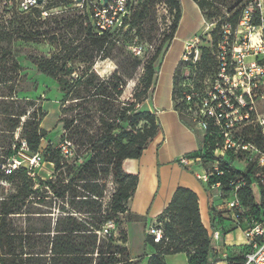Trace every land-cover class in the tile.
Segmentation results:
<instances>
[{
	"label": "trees",
	"instance_id": "1",
	"mask_svg": "<svg viewBox=\"0 0 264 264\" xmlns=\"http://www.w3.org/2000/svg\"><path fill=\"white\" fill-rule=\"evenodd\" d=\"M193 1L202 11L203 0ZM161 5L166 6L173 20L169 32L164 34L159 45L148 46L149 49L153 46L154 52H152L147 65L146 93L153 87L159 65L175 38L183 16L181 0H143L133 12L128 29L123 32L100 33L91 9L84 6L85 12L81 20H83L82 25H85L82 32L85 34V38L81 45L74 48L63 47L50 58H34V63L42 74L59 83L64 94V103L70 101L96 102L98 99L116 100L123 96L125 79L114 75L111 79L102 80L94 70L95 60L98 57L106 59L109 49L116 45L129 49L135 45L142 46L138 40L140 25L149 17L152 9ZM42 6L43 4L39 7ZM39 7L33 8L30 13H37L40 16L42 12L37 10ZM241 11L242 8L234 14L228 23L236 26ZM230 13H234V10L231 9ZM34 17L18 18V22L22 26L32 27L35 25ZM213 17L215 16L212 15L211 18L213 19ZM30 31L35 34L28 36L30 40H35L37 36L41 35L47 36V34H37L32 28ZM4 41L5 37L0 31V43ZM125 41L130 44L127 46ZM216 41L217 39L214 44ZM213 47L215 48V45ZM10 54L11 51L8 48L3 46L0 48V85H7L10 82L6 79V75L9 73L17 75L21 71L18 61ZM204 59L207 62H212L210 67L214 69V77L218 68L216 56L203 49L198 63L201 64ZM157 60L160 62L154 68ZM75 63L82 65L83 68L77 78H72L71 75L75 72L71 65ZM132 65L133 71H137L141 66V59L134 57ZM179 71L178 69L174 78L173 101L181 121L193 131L186 117L196 122L193 116L195 109L184 99L186 88L182 86L181 81H184V78L179 77ZM197 87L204 90L201 84H198ZM139 107L140 104L121 109L117 116L118 125L110 122L106 117L110 114L109 111L102 112L103 115L99 117V121L102 124L103 133L99 137L91 138L85 132L79 133L82 136L79 145L87 149L90 158L86 163L74 168L72 182L56 197L65 201L70 191L72 195L69 206L76 211L75 213L85 216L79 218L73 213L67 212H64L65 215L58 216L56 220H52L48 216H40L37 217L39 221L29 219V221L31 220L29 227L25 229L19 224L25 214H48L39 212L41 210L34 206H31L28 213L23 212L25 201L31 199L32 202L36 199L34 190L36 178L31 177L29 168L22 164L27 158L30 159L34 155L40 154L42 141L47 136V132L41 127L46 114L42 107H36L34 102L18 99L16 93L8 96L0 95V169L12 159L21 162V166L13 171L8 170L10 172L4 176L6 183L11 186L12 192L0 198V264H139L144 259L131 260L127 248L116 245L111 230L107 228L110 222L118 223L119 215L128 213L127 204L139 184L138 175L125 171V163L128 160L141 159L149 145L160 133L155 114L147 110L139 112ZM100 111L96 110L94 117L101 113ZM142 122L145 123L143 128L137 129V126ZM66 128L68 129V126ZM212 131L214 130L210 127L208 134L202 138L200 149L188 156L200 158L204 167L212 162H217L223 175L215 174L209 185L221 184L219 203L223 205L222 201L236 193L245 209L253 214L258 196V193L250 188L256 179L255 165L249 164L244 170H240L235 166L234 161H244L241 155L227 152L224 156H218L216 150L220 141L216 134H211ZM17 134L18 140L15 139ZM242 134L247 141L264 150V139L258 127H246L242 130ZM23 142H25L26 148L23 147ZM4 172L1 175H4ZM101 175H111L117 185L108 213L103 208L104 191L93 189L95 185H98L97 182ZM73 183L82 185L76 186L81 187L84 191L81 200H78L80 196L75 194L76 187L73 186ZM241 183L245 186L242 185L236 189ZM40 185L44 188L47 187L50 191H55L52 182H40ZM260 193L263 197L262 187ZM35 204L46 206V202H35ZM33 210L38 212H33ZM209 214L213 224L212 228L215 231L218 230L215 224L223 225L224 222H230L229 211L220 209L216 204L210 207ZM157 221L163 230L164 237L158 244L154 242L152 236L147 235L145 238V247H149L153 251L149 256L148 264H167L165 260L167 256L178 254H185L188 264L219 263L218 255L213 247L212 234L203 223L199 197L195 192L188 188L178 187ZM128 222L144 223L145 218L132 214L129 215ZM105 230L108 231L107 234L104 233ZM123 243L126 244V242ZM242 249L245 255L244 246ZM236 264H245V257L238 260Z\"/></svg>",
	"mask_w": 264,
	"mask_h": 264
},
{
	"label": "rangeland",
	"instance_id": "2",
	"mask_svg": "<svg viewBox=\"0 0 264 264\" xmlns=\"http://www.w3.org/2000/svg\"><path fill=\"white\" fill-rule=\"evenodd\" d=\"M21 1L22 0H0V31L5 37V41L0 43V48L2 46L8 48L11 51L10 56H13L21 67V71H19L17 75L14 73L6 75V79L10 80V82H8L7 85H0V95L5 94L8 96L12 93H16L18 99L34 102L36 107L41 106L46 114L41 127L47 132V136L42 141L40 149L42 162L36 169V180L34 181L36 199L32 202L31 199L26 200L23 212L28 213L31 206H34V208H39L41 210L39 212H47L48 214H25L21 221H19V224L27 229L31 222L29 219L39 221L37 217L40 216H48L51 217L52 220H56L58 216L63 214L65 215L66 213L64 212L73 213L74 216L79 218L85 216L75 213L76 211L69 206L72 195L70 191L65 201L56 197L59 193L67 189L68 184L72 182L74 168L86 163L90 158L87 149L79 145L82 139L79 133L85 132V134H89L91 138L99 137L103 133V127L99 121V117L103 115L102 112L109 111L110 114L106 117H108L110 122L118 125L117 116L121 112V109H127L131 105L137 106L140 104L138 111L144 112L146 110V101L149 99L152 91L151 89L153 88L152 87L145 93L148 78L147 65L153 54L148 46L159 45L164 34L169 32L173 19L165 6H158L152 9L149 17L141 23L138 40L144 47V56L140 58L141 66L137 71L134 72L132 68V60L135 57L134 54L129 48H123L120 45H116L109 49L106 59H101L100 57L96 58L94 70L102 80L111 79L114 75L118 78L125 79L126 85L122 97L112 101L109 99L107 101L98 99L96 102L90 101L83 103L79 101H70L64 103V94L62 93L59 83L55 79L42 74L38 70L33 59L40 57L50 58L63 47L74 48L80 46L85 38V34H82L85 25H82L83 20H81L85 10L73 0H54L43 3V6L37 9L39 12H42L39 16V14L33 12L22 13L20 9ZM245 2L246 0H203L202 4H204V8L201 13L206 22L217 20L221 24L226 25L234 14L243 8ZM231 9L234 10V13H230ZM212 15L215 16L213 19L211 18ZM28 16L34 17L35 25L32 27H29V25H20L18 18H27ZM198 20L202 25L203 21L200 17ZM202 26V32H204L207 25L203 24ZM30 28L35 30L37 34H47V36L41 35L37 36L35 40H30L28 36L30 34L35 35L31 33ZM216 39L217 36H213V42ZM125 43L127 46L130 44V42L128 43L126 41ZM199 46L201 48V53L204 49L216 56V50L208 34L202 38ZM159 60L154 64V68L159 64ZM211 63L204 59L201 64L197 63L187 68V73L190 74L194 86L201 84L203 88L210 87L214 73V69L210 67ZM71 66L75 72L71 77L77 78V75L81 74L83 67L78 63L72 64ZM179 77L183 79L182 70L179 71ZM181 82L182 86L187 84V82L183 80ZM141 98L146 100H139ZM261 108V110L264 111V104L261 105ZM96 110H101V113H98L96 117H94ZM186 118L189 120L190 126L195 134L198 137H202V131L198 127V124L188 117ZM144 124L143 122L140 123L137 129L143 128ZM66 126H68V129ZM127 128L129 129V127ZM15 139H19L18 134ZM65 143L71 146V153L68 155L64 154L61 148L62 144ZM151 161V154L147 153L145 168L147 167L148 171L151 169ZM234 163L240 170H243L246 166L245 161L235 160ZM22 164L29 168L28 161L22 162ZM13 169L14 166L11 164L10 160L0 169V198L12 192V188L6 183L4 176L8 175L10 172L8 170L13 171ZM180 170L181 172H185L181 174L183 176L185 175V177L187 176L186 174H189L182 167H180ZM3 172L4 175H1ZM163 178L166 180V173ZM99 179L100 180L97 182L98 185H95L93 189L104 191V197L102 198L103 208L104 211L108 213L110 202L117 189V185L111 175H101ZM40 182H52L55 191H50L47 187L44 188V186L40 185ZM79 184L81 183H73V186H82ZM142 184V194L141 192L135 193L127 204L128 213L119 215L118 223H109L114 224V228L111 229V234L114 237L115 244L126 247L129 254L128 256L133 261L144 258L146 255L147 251L143 250V243L147 237V229L158 223V221H152L149 224L145 222H128L129 215L135 214L131 211L132 201H135L134 203L138 213L148 211L149 204L153 199V193L157 190L159 185V176L155 168L153 178L148 180L147 178L143 179ZM151 189H153V193ZM208 192H205L207 197ZM75 194L80 196L78 200H81L83 198L82 196H84V191L81 187H76ZM215 200L216 206H219L220 209H225V206H222L218 199ZM35 202H46V206L35 204ZM137 204L140 205L137 206ZM33 212L38 211L33 210ZM209 223L210 231L215 232L212 228L213 224L210 217ZM215 227L218 229L216 231L220 232L221 239L224 232L227 231L228 233H225V235L228 236L231 234L232 237H230L229 240H232L234 244L242 243V240L244 242L242 232L240 230H233L228 221L224 222L223 225L215 224ZM123 242H126V244ZM220 244L221 240L218 242L213 240V247L217 248ZM150 250L152 249L150 248ZM220 252H225L227 254L225 256L222 255V257H224L223 261H227V264H235V262L244 257L242 244L230 247L222 245ZM181 264H188L185 257L181 259Z\"/></svg>",
	"mask_w": 264,
	"mask_h": 264
},
{
	"label": "built area",
	"instance_id": "3",
	"mask_svg": "<svg viewBox=\"0 0 264 264\" xmlns=\"http://www.w3.org/2000/svg\"><path fill=\"white\" fill-rule=\"evenodd\" d=\"M40 1L43 4L54 0H22L20 9L28 13L39 7ZM73 1L81 8H90L99 32L105 33L126 31L133 12L143 0H109L106 5L103 0ZM204 25H207L204 32L186 44L179 63L178 69L183 71L184 81L187 82L184 85V99L195 109L194 120L203 137L208 134L210 127L213 128L211 134H216L220 141L216 150L218 156L231 152L243 157L245 168L249 164L255 165L256 179L250 185V188L258 193L255 212L250 214L236 193L222 201V206L230 213L229 223L232 229L242 232L245 264H264V150L247 141L242 134L244 128L254 126L261 130L264 139V111L261 110V105L264 104V0H246L236 26L230 23L221 24L217 20L204 21ZM207 34L216 48L218 68L210 87L201 90L193 85L187 68L200 61L202 53L199 44ZM213 36H217L215 44ZM130 49L135 57L144 56L142 46L135 45ZM150 51L154 52L153 46ZM23 147L26 148L25 142ZM70 147L68 143L62 144L64 154L70 153ZM26 161L29 162L31 177L36 178V169L42 162L41 154L27 158ZM10 162L14 169L21 166V162L15 159ZM193 163L203 167V174L197 176L198 180L207 187L214 201L220 200L221 184L209 185L215 174L223 175L218 163L212 162L204 167L200 158H190L188 155L179 160V165L187 169H190ZM242 185L245 186L241 183L236 189ZM261 187L263 197L260 193ZM107 228L113 229L114 224H108ZM104 233L107 234L108 231L105 230ZM147 235L152 236L157 244L164 237L158 224L148 227ZM212 238L220 241V232H213Z\"/></svg>",
	"mask_w": 264,
	"mask_h": 264
},
{
	"label": "crops",
	"instance_id": "4",
	"mask_svg": "<svg viewBox=\"0 0 264 264\" xmlns=\"http://www.w3.org/2000/svg\"><path fill=\"white\" fill-rule=\"evenodd\" d=\"M183 7V16L175 38L172 41L170 48L163 57L161 64L159 65L158 72L154 78L153 89L149 99L146 101V110L155 114L160 127V133L157 138L152 141L143 156L139 160H128L124 169L127 173L138 175L139 184L136 190V194L141 192L143 179L153 178L154 168L158 172L159 185L157 190L153 193V199L149 204L148 211L138 213L137 207H135V201L131 203V211L138 216L145 217V223L155 222L163 211L167 208L168 204L172 200V197L178 187H184L195 192L199 197L200 212L205 227L210 231L209 223V211L212 205H215L214 199L208 192L207 187L198 180L197 176L203 174V167L199 164H194L190 169L184 168L189 174L181 175L179 160L183 156H187L197 152L202 143V137H198L195 132L189 129L180 119L179 113L175 109V103L173 101V90L175 76L178 72L179 63L186 44L193 41L195 36L201 34L204 24V17L201 10L195 2L192 0H181ZM199 17L203 21L201 25L198 20ZM147 153L151 154V169L148 171L145 168V161L147 159ZM153 170V171H152ZM166 173V180L163 178ZM208 192V197L205 192ZM140 204H137L139 206ZM228 232L225 231L221 239V244L224 246H233L243 244H234L232 240H229L231 234L225 235ZM215 248L218 255V264H227V261H223L225 252H220L221 245ZM143 250L147 251V257H144L139 264H148L150 254L153 253L149 247L145 248L143 243ZM187 257L185 254H178L166 257L167 264H181V259ZM139 259H136L138 261ZM236 264V262H235Z\"/></svg>",
	"mask_w": 264,
	"mask_h": 264
},
{
	"label": "water",
	"instance_id": "5",
	"mask_svg": "<svg viewBox=\"0 0 264 264\" xmlns=\"http://www.w3.org/2000/svg\"><path fill=\"white\" fill-rule=\"evenodd\" d=\"M103 1H104V5H106L109 0H103ZM41 3H42V1L39 2V4H41Z\"/></svg>",
	"mask_w": 264,
	"mask_h": 264
}]
</instances>
